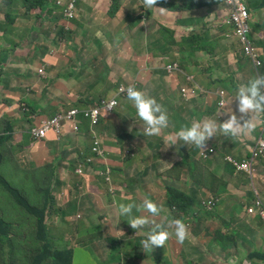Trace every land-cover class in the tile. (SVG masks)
Here are the masks:
<instances>
[{"label":"crops","instance_id":"1","mask_svg":"<svg viewBox=\"0 0 264 264\" xmlns=\"http://www.w3.org/2000/svg\"><path fill=\"white\" fill-rule=\"evenodd\" d=\"M174 1L159 0L155 7L166 10L167 3L176 5ZM18 2L24 5L23 0H0V137H11L3 144L0 151L3 156L0 165L3 172L10 177L21 173L25 176L28 171L25 169V165L40 161L42 159L39 155L41 149H45L46 143L50 140H56L54 135H49L46 140L33 143L29 135L30 140L27 141L25 136L29 134V130L26 132L25 128L27 126V129H30L33 121L27 116V113L23 112V108L29 110V115L35 110L22 102L23 98L20 96L22 89L28 90L27 95L24 91L23 95H26L25 101L29 103L32 98L36 97L33 93L42 94L40 105L45 107L40 112H46L49 108V112H52V117H54L69 105L79 104L84 109L97 106L99 101L103 102V100L113 97L120 86L129 87L133 83L139 85L136 79H131L133 76L149 74L150 80H152V75L156 76V85L146 93V96L151 95L156 101L166 97L172 98V103L179 110V115L176 113L173 121L177 116H182L180 117L182 121L176 123L181 125L179 128L182 129L185 126H190L185 123L188 120L183 114L190 113L189 107L196 100L198 102L202 100L204 104L205 100L200 95L202 91L213 90L206 87L207 83L203 85L201 82L199 85L193 77L187 76L186 80L191 83L189 79H193L198 88L195 96L193 95L195 88L192 84L189 88L181 86L178 73H176V82L172 81L166 73L167 65L178 64L181 72L183 66L180 61L192 58L185 55L182 60L177 45L169 46L173 51L165 56H160L159 50L154 48L160 36V27H166L164 22H170L173 25L174 29L166 28L174 31L176 44L180 43L183 38L196 35L198 47L210 50L213 56L225 38L221 33L227 31L231 35L230 27L221 26L218 34V39H221V42L218 45H212L209 41L210 28L207 26V19L209 17L214 20V24L217 23L219 8H210V15H207L204 7L188 10L179 3L177 4L178 8L170 10L168 15L167 12L161 13L155 8H143L142 0H120L119 10L114 14L115 16L110 17L111 0H80L76 17L67 20L57 3H46L43 10H36L32 15H27L25 5L23 14L12 13L11 8ZM249 2L254 4L253 0H249ZM248 6L255 10L254 5ZM190 11L194 12L190 13ZM187 13H189V17L199 18L191 27L184 26L186 24H184L183 16ZM34 15V23L31 25L29 21ZM3 16L4 22L1 21ZM17 18H22L27 22L17 24ZM175 19H178L177 22ZM153 22L154 24H152ZM7 26L8 33L17 42L14 44V51L10 50L11 42L4 37L3 29ZM16 26H21L23 31L15 33L13 28ZM201 26L204 27V30L201 29ZM133 28H135L134 31ZM131 32L137 43L143 41L147 34L154 36L156 43L152 49H145L142 52L123 48L125 33ZM69 33L70 37L65 38ZM30 34L33 35V38L28 41ZM253 38L263 54L262 72H256L257 76H260L264 75V24L258 33L254 32ZM168 56H172L173 59H168ZM226 57L224 55L219 59ZM206 59L205 57L192 60L202 72V76L206 73L203 70ZM212 60H215L214 57ZM229 60L233 62L235 55L233 59ZM161 61L164 62L163 65L160 64ZM39 71L43 73L40 74ZM209 72V81L215 80L213 84L215 90L223 88L218 84L223 76H214L211 71ZM122 73L130 78L127 83ZM184 87L187 89L185 94L182 92ZM162 89L167 91L162 93ZM170 89H173L174 93ZM231 107L235 108V102ZM40 112L37 113L35 119H49L41 117ZM128 112L125 105H120L117 114L107 117V121L113 124L115 129L113 127H108V130L104 128V134L109 141L107 147L104 142L105 153H116L115 158L107 160L112 164L111 183L102 181L100 184H91L88 194L82 201L77 223L74 226L63 227L64 230H68L64 235L65 240L66 235H74V239H78L76 244L70 246L73 251L76 249L87 250L89 246H95L101 249L104 254L117 252L118 247L107 249L104 242L107 239L122 241L125 239L124 235L134 234L130 231L127 222L129 217L118 214V204L140 205L145 199H152L155 202L164 201L166 196L162 190L163 187L169 190V199L173 205L177 206V203L173 202L179 199V193H183L194 204L193 226L208 223L204 217L206 214L201 212L198 206V203H203L206 199L203 193L192 184V176L201 170L209 173L212 187L220 199L241 201L252 205L253 198L248 188L219 158L204 164L184 148V155L180 158L175 149L152 141H146L133 149L116 148V145L120 143L118 138L122 135L116 137L115 132H125L126 123L134 124L131 127L132 131L137 127L134 121L128 120ZM112 128L114 132L110 133ZM8 129H11V132ZM170 133H176L175 127H172V130L163 129L161 136ZM80 134H83L88 140L91 138L87 129H84ZM85 142V139L77 138L72 144L73 151L78 153ZM179 145L182 147L181 143ZM89 146L88 144L86 155L79 152L74 159L67 163L68 178L73 164L76 171L78 165L83 163V159L90 157ZM106 148L111 151H106ZM100 162L101 159L93 166ZM262 195L264 197V188ZM57 207L61 209L62 213V208L58 206V203ZM134 211L135 208L132 216L136 217ZM61 213L54 217L50 223L51 227H55L53 223L61 216ZM31 220L34 223L32 218ZM258 220L259 226L255 234L260 245L264 247V222L259 218ZM211 223L220 226L215 220ZM220 235L222 232L216 234L217 246L215 248L204 252L205 254L199 259L195 256L182 258L181 263L192 261V264H228L229 256L227 261H222L216 259L214 254L230 255L236 251L241 264H250L246 261L247 253L241 247L221 248L218 242ZM6 241V244L11 241L12 247L13 241L9 238ZM233 241L240 246L241 240L238 237H233ZM3 255L4 258H9V254Z\"/></svg>","mask_w":264,"mask_h":264},{"label":"rangeland","instance_id":"2","mask_svg":"<svg viewBox=\"0 0 264 264\" xmlns=\"http://www.w3.org/2000/svg\"><path fill=\"white\" fill-rule=\"evenodd\" d=\"M190 0H175V4H188ZM254 2V9L250 7L251 12V19L249 20V28L251 35L254 34V32H259L261 27L264 24V9H261L260 6L263 2V0H253ZM246 4L248 6V3L246 1ZM167 7V14H170V9ZM210 8H219V7H206L204 6V9L207 11V15H210ZM249 8V7H248ZM11 12H17L19 14H23L25 12V7L21 2H18L16 5H14L11 8ZM194 11H190L192 13ZM224 11L219 8L217 10V23L214 24V20L209 18L207 19L208 25H209V41L212 45H218L221 42V39H218L219 34V26L218 24L221 22L222 16ZM233 13V12H232ZM189 17V13L185 14L183 16V19H187ZM35 19V15L30 19L29 23L33 25ZM178 19H175L177 22ZM199 18H197L194 22L193 19L186 20V24L190 27L195 24ZM1 21L4 22L5 18L4 16L1 18ZM27 20H23L22 18H17L16 23L17 24H24ZM154 24V22L152 23ZM164 25L170 29H174L173 25L170 22H164ZM184 25V26H187ZM136 28V27H135ZM133 28V31L134 29ZM201 29L204 30V27L201 26ZM15 33L22 32L23 28L21 26H16L13 28ZM132 31V32H133ZM131 33H125V38H123V48H131L135 49L137 51H144L145 49H152V47L156 43V38L152 36L151 34H147L144 36L143 41L140 43H137L136 39L133 37V34ZM225 38H223V41L219 44L218 51L214 54V59H219L222 56H227L229 59H233L234 53L240 49L241 42L234 39L229 32L224 31L221 33ZM10 36H7L9 38ZM70 33L65 36V38H69ZM33 35L30 34L28 37V41L32 40ZM176 43L174 37L170 41L169 44ZM179 44V43H178ZM193 47H197L196 45L192 44ZM154 48L158 49L160 52V56L164 55L163 52V41L162 39L158 38V41ZM192 48L190 47L189 55L192 59L180 61L183 69L181 72H178L181 80V86H186L189 88L191 86V83H189L186 80L187 76L193 77L194 81L197 84L206 85L207 88L215 91V88L213 87V84L209 81L210 79V72H206L202 76V72L198 68V66L192 61L202 58H207L209 55L207 51L200 50L196 54H192ZM223 58L219 60H210V68L211 72L214 74V76H224L227 77L231 73H233V62L229 60L228 58ZM168 59H173L172 56H168ZM161 65L164 64V62H160ZM167 73V72H166ZM169 74V73H167ZM122 76L125 79V82L129 81V77L124 76L122 73ZM173 82H176L177 76L175 73H172L169 75ZM202 77V78H201ZM132 80L136 79V81L139 83L137 90L142 91L145 95L150 89H153L155 87V80L156 76L152 75V80L149 79V74H143L140 76V74H137L131 78ZM225 89L229 92V95L232 97H235L237 93V89L234 88L230 83H228L227 87ZM23 91L28 93V90L22 89L20 96L23 98L24 104H27L29 108H32L33 111L31 115H29V112L27 113V116L34 120L35 116L37 115L42 108H44V105H40V101L43 98L42 94L33 93L34 98H32L31 103L25 101V96L23 95ZM167 90L162 89L161 92H166ZM171 92L174 93L173 89H170ZM32 93V92H31ZM69 101V100H68ZM121 103V100L119 101ZM157 103L163 106L164 109L167 110V114L169 117V126L166 128L168 130H172V127H175L176 133L181 130L179 126L176 123H179L180 117L177 116V118L173 121L176 113L179 115V110L177 106H175L172 103V98H163V99H157ZM202 106H204V109L210 108L206 106L205 102L203 104L202 100H199V102L196 100L189 109L191 110V113H185L184 116L187 117L188 121H185L187 125H191L193 121L203 120L204 118H208L206 115L200 113ZM211 107H215V101L213 102V105ZM84 109L83 106L79 104L69 105L66 108H64L63 112L64 114L72 109ZM49 108L46 110V112H40L41 117H47L52 118V112H49ZM38 111V112H36ZM128 120H134V113L136 109L134 107V104L132 101L129 100V108H128ZM236 114L239 117V112L234 107H228L225 110V119L221 120L217 123H223L227 119L230 118L228 114ZM228 116V117H227ZM105 119L102 120L99 128L96 130L98 136L104 140L105 146H108V138L104 134V128L108 130V126L104 124ZM184 123V122H182ZM135 124L137 127L132 131L131 127L134 126V124L126 123V131L125 132H115L116 137L118 135H122L118 138L119 144L116 145V148H124V149H133L139 145H142L146 141H152L157 143H162L165 145L170 146L171 148L175 149L179 155L180 158L184 155V149L179 145L177 142L176 145L171 146V141L169 140L170 135H174L173 133H170L169 135L161 136H143V130L145 128V125L143 121L138 119L136 120ZM112 127L115 129L114 125L112 124ZM87 128V126H86ZM113 128L110 130V133H113ZM88 129V128H87ZM29 129H27V126L25 128V131L27 132ZM27 137V141L29 142V134L25 136ZM85 139V144L81 147V150L79 152H82L83 155L87 154V146L88 144L92 145V139L89 138L86 139V137L83 134H77L73 133L69 126L65 124H61V132L59 134V137L56 140H50L48 143H46L45 149H41V153L39 154L41 156V160L34 163L31 162L27 165H25L26 170H33L36 168H39L38 173L36 175V178L34 179H26L24 174H19L17 176H13L8 180L9 186L11 188L19 190L23 195H25L33 205H36L40 202L41 196H40V189H41V176L44 172L43 167L48 164H53L54 172L57 178L54 181V188H55V194L53 195L58 203V206L62 208L61 216H59L56 221L53 223V226L58 228L68 227V226H74L77 223L78 216L80 215L81 205L82 201L85 198V196L88 194L90 188H62V184L67 181L68 179V169L67 163L74 159L78 155V153H75L73 151L72 144L77 139ZM155 138V139H154ZM165 141V143H164ZM213 142H216L215 136L212 137L210 140L207 141L208 144L213 145ZM229 143V146L227 149L222 150L221 152H217V156L220 158H224L225 156H232L235 155V153L238 151V149L244 150L243 148V141L242 138L239 137H230V138H224L221 142L215 144V146L223 147L225 144ZM29 150H31L29 148ZM35 150V149H34ZM47 150V151H44ZM106 151H111L106 148ZM245 151V150H244ZM34 151L32 150V153ZM195 154V153H194ZM196 155V154H195ZM262 161L261 166L264 168V158L260 160ZM240 182L247 184L248 178L247 176L245 178H240ZM256 187L260 190L261 195L263 194V188L264 185L261 183V181L256 182ZM166 200L161 201L159 203L163 204V206L168 209H176L174 208L168 201V198L170 196V192L167 188H162ZM177 210V209H176ZM209 214V213H208ZM177 215L179 217L185 216L188 218V223L190 227H188L189 232L191 234L189 235L188 239L184 241V243L177 242L174 232L171 238L167 241L164 248L159 247V250L161 253L158 252H150L149 254H143L142 253V247L140 245L141 240H143L141 237L138 236L136 239H126L124 243L120 244H114L112 242H106L105 246L106 248H111L113 246L120 247V251L117 253H103L101 249L95 246H89L87 250H81L76 249L74 250V261L73 264H182L181 260L182 258L188 257V256H195L197 259L201 258L204 252L209 251L210 249H213L217 246V242L215 241L216 234L218 232H222L223 234H227V228L218 226L217 224L211 223L214 221V217L205 215L204 217L207 219L208 223L206 224H200L193 226L191 216L183 215L180 211L177 210ZM0 219L5 220L7 223L14 225V228L20 232L21 239L18 240L16 244V254L15 257L11 253L12 247L11 244H6L4 239H0V264H22V246H26L28 250L31 248L37 247V244L34 241V230H33V221L31 218L25 214L14 202L12 196L7 192L6 188L4 186H0ZM187 225V224H186ZM164 229V226L161 225ZM148 227H154V225H149L142 229L143 236L146 237L147 232H149ZM49 232L54 233L56 236L59 237V233L56 231L57 228H53L50 225H48ZM66 240L70 243V246L77 243L78 239H74V235H66ZM3 254H10V258H4ZM156 254H163L160 260V263L157 262V256ZM183 264H189L187 261H184ZM228 264H241L239 261V256L236 251H233L232 254L229 255Z\"/></svg>","mask_w":264,"mask_h":264},{"label":"trees","instance_id":"3","mask_svg":"<svg viewBox=\"0 0 264 264\" xmlns=\"http://www.w3.org/2000/svg\"><path fill=\"white\" fill-rule=\"evenodd\" d=\"M72 0H23L24 5L27 10V15H32L36 10H43L44 4L46 3H70ZM227 0H190L185 8L188 10L197 9L200 7H222L225 5ZM249 5L253 3L246 0ZM80 0H77L74 3V6L78 8ZM112 5L109 9V16L113 17L114 14L120 8V0H111ZM166 6L170 10H176L178 5H172L167 3ZM167 8V7H166ZM260 8H264V1L262 2ZM193 19V22L196 20L192 17L185 19ZM227 17H224L219 27L228 26ZM187 25V24H186ZM207 26L208 23H207ZM229 27V26H228ZM8 26L3 29L4 37L11 42L12 51L14 44L17 42L12 39L8 33ZM160 38L163 41V52L165 55L172 52L173 50L169 46L177 45L179 47V54L184 59L183 56L189 55L190 47L193 49L192 54H196L200 50H205L208 53L206 59V64L203 68L204 72L210 71L209 61L214 57L212 52L207 49H200L197 44L196 35H190L186 38H183L179 44H169L172 38L174 37V31L161 26L159 29ZM7 36H10L7 38ZM192 44L197 47H193ZM253 46V44H249ZM248 44L241 45L240 49L237 50L235 55V60L233 61V73L229 76L224 77L219 80L218 84L223 88L227 87L230 83L237 90L241 85H246L251 79L257 77L256 71L259 66H257L253 61L250 60L249 56L246 54L245 48ZM190 56V55H189ZM262 72V70L260 71ZM175 74L178 72H174ZM237 73V75H235ZM172 74V73H171ZM170 75V74H168ZM195 91L198 92L193 79H189ZM212 84L215 83V80H212ZM200 95L204 98L206 106L210 107L199 112L206 115L209 119L217 120L216 112L217 106L211 107L213 102L217 98L213 95H210L208 92H201ZM236 96V95H235ZM233 102L235 97H233ZM191 113V111H190ZM231 114H228L230 116ZM227 116V117H228ZM103 117H99L95 129H98ZM84 124L85 129L87 124L85 119H81ZM104 124L108 127H112V124L105 119ZM88 127V126H87ZM190 127V126H189ZM11 132V129H8ZM239 138L242 135L238 136ZM11 137H0V151L2 150L3 144L10 140ZM32 142H38L32 138ZM248 146V145H247ZM101 148V147H100ZM93 144L89 146L90 157H94L95 154L92 151ZM2 154L0 153V163L2 160ZM116 157V153H104L101 162L95 166L93 164H87V158L83 159V164L88 166L82 171L79 175L76 173L75 165L71 166L70 177L66 182L62 184V188H80L82 186L89 187L91 184H100L106 176L108 175L109 169L112 168V164L108 163L107 160H111ZM39 168L28 170L25 174L26 179H34L38 173ZM44 172L41 176V189L40 196L41 200L38 204L33 205L31 201L23 195L19 190L11 188L9 186L8 180L11 178L6 173L3 172L0 165V186H4L7 192L12 196L15 204L30 218L34 220L33 230H34V241L37 244V247L31 248L28 250L26 246H22V264H73L74 261V251L70 248L69 242L65 240L64 235L68 230L63 228H57L56 231L59 233V237L54 233L49 232L48 225L54 220V217L61 213V209L57 207V200L53 196L55 194L54 181L57 178L54 172L53 164H48L43 167ZM192 184L198 188L204 195L207 204V210L211 217H214V220L219 223L221 227L227 228V234L220 235L218 240L219 246L221 248H239L241 247L244 252H246V261L250 264H259L264 263V247L260 245L256 237V230L259 226L258 217L254 215L252 211V205L246 204L241 201H225L219 198L216 195L214 188L212 187L210 175L207 171L201 170L192 176ZM173 203H177V210L180 211L183 215L191 216L193 219V213H195V206L190 202V200L183 194L179 193V199L174 200ZM180 220H188L185 216L179 218ZM51 226V225H50ZM55 228V227H53ZM149 231L151 228H148ZM233 237H238L241 240L240 246L233 241ZM7 238L13 241L12 250L10 254H13L15 257L16 254V244L19 239H21L20 232L14 228V225L7 223L5 220L0 219V239H4L7 242ZM11 243V241H9ZM9 254V258H10ZM161 254H159L160 256ZM229 254H214V257L218 260L227 261Z\"/></svg>","mask_w":264,"mask_h":264},{"label":"clouds","instance_id":"4","mask_svg":"<svg viewBox=\"0 0 264 264\" xmlns=\"http://www.w3.org/2000/svg\"><path fill=\"white\" fill-rule=\"evenodd\" d=\"M77 0H72L70 3H57L60 6L63 16L67 20H72L76 17L77 8L74 6V3ZM246 3V0H244ZM159 0H142L143 8L145 9H157L159 12L164 13L167 12L164 8H157L155 7ZM248 3V2H247ZM247 5V4H246ZM249 5V4H248ZM249 6H247L248 8ZM221 8V7H219ZM250 13V8H248ZM251 16V13H250ZM223 19V18H222ZM221 19V20H222ZM208 23V22H207ZM220 24V23H219ZM218 24V26H219ZM229 26V25H228ZM231 28V36L235 38L232 34V27ZM252 41L250 44H253L254 50H258L261 53L260 57H256L257 62L260 64L258 66H263V59H262V50L256 45L255 38L251 35ZM236 39V38H235ZM237 40V39H236ZM243 45V44H241ZM42 74V71H39ZM138 85L133 83L132 86L126 87V94L125 97L119 95L118 90L116 94L111 97L103 100V102H98L97 106L88 109H78L80 111L94 109L96 107H102L104 115L103 118L107 119V117L117 114V110L119 109L120 105H125V107L129 108V100L133 102L136 111L134 113V123L140 118L143 121L145 128L143 130V136H159L163 129H166L169 126V117L167 114V110L163 108L162 105L157 103V101L152 98L150 95L149 97L146 96L142 91L137 90ZM121 100V103L119 101ZM235 104L238 105V112L239 117L232 113L230 118L224 121L223 123H217L221 120H213L209 118H204L203 120L193 121L190 127L185 126L181 130H179L174 135L169 136V140L171 141V146L176 145V143H181L182 148L187 149L190 153L202 163L212 162L213 160L219 158L221 161L229 166L234 174L239 178H245L247 176L248 181L247 184L243 183L249 190L252 198V211L254 215L257 216L264 222V219L261 218V212L264 211V197L261 195L260 190L256 187V182L259 180L264 185V168L261 166L262 161L260 160L264 158L263 156H252L249 152H247V147L250 145V142L245 140V136L256 132V120L253 118V114H262L264 113V75H260L251 79L246 85H241L236 93L235 96ZM75 110V109H72ZM71 111V110H69ZM68 111V112H69ZM24 113H28L29 110H25L23 108ZM67 113V112H66ZM65 113V114H66ZM64 114L63 110L56 114L54 117L49 118L51 120L56 116ZM82 118L79 119L81 121ZM45 120V119H42ZM224 120V119H223ZM33 123L29 129L30 137V130L34 126L35 123H39L41 120L35 119L32 120ZM130 121V120H129ZM87 130L89 133L91 132L90 124L86 121ZM80 134L84 129V124L79 126ZM71 129V128H70ZM98 136L96 130L93 129ZM72 131V130H71ZM52 135V134H51ZM242 135L243 141V148L244 150L238 149L235 155H228L224 158H220L217 156V152H221L224 149H227L229 143L223 146L218 147L215 144L222 141L224 138L230 137H238ZM215 136L216 142H213V145L207 143L212 137ZM59 137V136H58ZM56 137V139L58 138ZM33 138V137H32ZM92 144L94 148V138L91 136ZM46 140V139H43ZM38 142L42 140H37ZM104 141L103 144L100 146L101 152L99 154H95L94 157H88L87 160L91 159L93 162L90 164H96L100 159H102L105 150H104ZM248 145V146H247ZM93 151V149H92ZM196 155H195V154ZM83 165L84 169L88 166ZM79 164V165H80ZM88 164V163H87ZM89 165V164H88ZM111 176L112 171L109 169L108 175L104 179L106 183H111ZM169 203L177 209V206L173 205L168 198ZM161 201H153L152 199H145L142 204L136 205L134 203H120L117 206L118 214L120 216H127L129 219L127 220L130 231L134 234L124 235L125 239L122 241H112L106 240V242H112L114 244H122L125 242L126 239H136L141 237L140 245L142 247L143 254H149L150 252H158L161 253L159 247L164 248L167 241L173 235L174 232L175 238L177 242L184 243L186 239H188L191 232H189L188 227H190L188 220H180L179 216L177 215V210L166 209L163 204L159 203ZM198 206L206 215L208 214L207 204L206 201L203 203H198ZM135 208V216H132L133 209ZM144 214V215H142ZM194 219V218H193ZM192 219V220H193ZM187 224V225H186ZM154 225L149 232H147L146 237L142 234V229L149 226ZM164 226V229L162 226ZM149 230V229H148ZM106 247V246H105ZM111 248L107 249H112ZM120 251V247H118ZM114 252V253H117ZM163 254L157 256V262L160 263L161 257ZM189 264H192V261H187ZM183 264V263H182Z\"/></svg>","mask_w":264,"mask_h":264},{"label":"built area","instance_id":"5","mask_svg":"<svg viewBox=\"0 0 264 264\" xmlns=\"http://www.w3.org/2000/svg\"><path fill=\"white\" fill-rule=\"evenodd\" d=\"M224 11L222 18L227 17V25L232 27L233 36L241 42V44H248L245 51L249 56L250 60L253 61L257 66L260 64L257 62L256 57H260L261 53L258 50H254L250 46L252 41L251 32L249 28V20L251 19L250 13L248 11L247 5L244 0H227L225 5L221 7ZM233 12V13H232ZM261 71V66L257 68L258 73ZM166 72L171 74L174 72H180L178 64H169L166 67ZM126 87L120 86L118 93L120 96L125 97ZM182 92L185 94L187 89L182 88ZM204 92V91H202ZM210 95H213L217 98L215 104L217 106L216 118L217 120L225 119V110L228 107H231L233 104V97L229 95V92L223 88H217L215 91H206ZM195 95V94H193ZM196 96V95H195ZM235 109L238 110V105L235 104ZM104 112L102 107H96L94 109L80 111V110H71L66 114H60L55 118L48 120H41L39 123H35L30 130L31 136L35 140L47 139L49 135H54L58 137L61 132V124L69 126L73 133H79V126L82 123L79 121L80 118L85 119L90 124L91 132L90 135L94 138V148L93 153L99 154L101 152L100 146L103 144V139L96 136L94 132V127L97 124L98 118L103 117ZM253 118L256 120V132L245 136V140L250 142V145L247 147V152L252 156H263L264 155V113L262 114H253ZM93 161L91 159L87 160V163L90 164ZM84 170L83 165H78L76 170L77 174H81ZM261 218L264 219V211L261 212Z\"/></svg>","mask_w":264,"mask_h":264}]
</instances>
